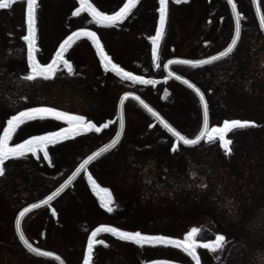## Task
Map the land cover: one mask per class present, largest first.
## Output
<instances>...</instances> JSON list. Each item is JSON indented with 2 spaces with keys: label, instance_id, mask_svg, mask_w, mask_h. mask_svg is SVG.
Instances as JSON below:
<instances>
[{
  "label": "rangeland",
  "instance_id": "1",
  "mask_svg": "<svg viewBox=\"0 0 264 264\" xmlns=\"http://www.w3.org/2000/svg\"><path fill=\"white\" fill-rule=\"evenodd\" d=\"M75 1L77 0H38L37 56L41 62H47L51 56L55 55L63 36L70 30V24L66 25L65 23L63 26L59 24L60 14L64 8L71 15V10L75 7ZM149 1L153 2L154 5L159 3L158 0ZM215 1L223 5L218 17L225 15L232 26L233 20L226 0H194L192 7L181 11V13L180 9L175 7L177 4L175 0H169V19L174 22L171 26L168 25L166 33H163L158 48L162 39L166 38L165 41H170V43L172 41L179 50L182 41L187 37L186 35L193 33L195 24L203 18L204 9L213 8L211 4ZM236 1L241 16L245 20L244 25L249 27L255 24L258 29L251 0ZM260 1L264 7V0ZM190 9H192V14ZM81 24L91 26L89 20H84ZM138 30L141 32V29L138 28ZM247 31L249 32V30ZM25 34L26 0H13L8 7L0 8V45L3 49L5 74L4 86L1 87L3 94L0 96V134L3 132V127L7 126V119L22 111L25 107L49 105L70 110L74 113L77 112V114H85L101 104L108 107L105 110L112 116L120 96L126 91L140 94L188 137H194L199 132L202 124L199 99L191 90L175 81H171L166 85L171 95L163 99L161 97L164 90L163 86L144 85L127 79L116 80L114 78L117 77L115 74L110 75L108 80L106 77L104 79L110 83L111 89L105 88L103 85L97 86V82H102L103 79L99 72H95L93 68L92 75L95 79L92 78V80H94V86L96 87L94 90L79 88L76 84L69 82L72 78L69 80L61 77L62 72H66L64 69L58 72V79L63 78L58 84L48 85V80H43L41 83L26 80L24 77L27 70V45L22 39ZM144 34H142L144 38L139 39L136 34L132 35L130 33L129 38L132 41L130 56L132 57H129V68L126 70L147 78H162L164 75L162 68L153 73L144 64L137 65L136 61L142 63L148 60L147 55L149 52L145 46L149 43L147 39L150 31H146ZM143 40H146L147 44H142ZM164 44L166 45V42ZM180 51L183 52V49H180ZM90 54L89 61H92L93 58L95 59V55L92 52ZM168 55H171L170 51H162L159 54L160 59L158 61L162 64ZM259 57L261 62L264 63V54H260ZM68 59L72 61L74 70L81 69L78 66L76 57L71 52ZM111 77L115 80V84L110 82ZM66 80L69 81L64 82ZM223 99L221 102L217 101L209 105L211 126L222 124L225 119L243 118L233 103L226 102ZM126 111V128L122 139L115 147L97 159L94 164H99L98 170L94 172V164L89 168L90 173L93 172L105 180H103V183H111L107 184L111 187H106L101 186L96 180L100 188L110 190L113 198V213L122 208H128L129 215L134 216V226H139V231L148 234L168 235L183 240L185 234L192 227H197L201 229L197 234V239L201 235L202 239L200 240H211L215 238L217 233H223L227 237L223 249L213 252L198 246L197 253L200 257V264H224L230 245L228 227L223 221L215 218L203 208L201 203V196L203 195L193 193L192 184L194 179L192 182V177H190L192 169H197L199 162H205L206 160H208V162H205L207 164L212 160L220 162L221 157L226 156L225 150L220 147L218 139L212 142L204 140L192 147L179 144L177 150L173 151L172 144L176 143L175 139L136 102L130 100L126 105ZM104 119L103 116L97 118L94 122L98 125L107 121L113 122L100 132L92 130L58 142L55 145H49L51 164L43 159L42 152L37 155L28 154L29 163L27 165H30L33 169L39 170L41 164L51 168L46 173L45 184L41 183L39 176L29 177L26 175V165L22 160L10 158L5 161V173L0 175V264H57L53 260L32 255L21 245L15 233V218L24 205L35 200L34 197L37 193L38 195H46L48 191L58 187L89 152L113 138L118 128V122L114 120L104 121ZM65 126L66 123L64 122L47 118L26 121L18 126L10 143H18L30 135L55 131L59 127ZM240 133V128H237L227 134V137L232 141V145H234L236 139L238 140L243 136ZM122 179H127L128 185H122ZM139 182L141 183L140 187ZM88 183L85 175L81 176L73 187L69 188L52 203L51 206L57 211L58 217H54L48 207L45 206L31 212L23 222L24 230L29 232L32 227H35L34 229L38 234L46 225L51 227L63 225L62 219L65 226L73 228L70 232L68 230L69 233L64 232V230L55 231L53 229L52 233H54L50 234L51 238L46 240V243L44 242L47 247L45 249L62 254L68 264L83 263V255L87 248V237L91 234L92 229L105 221L107 223L118 222L114 218L110 219L111 217L92 214L94 204L93 200L90 201L89 195L92 191ZM114 185H116L117 191L114 189ZM77 190L81 192L86 202L77 201L75 198V194H78L76 193ZM25 194H27V197L21 198ZM121 194L127 196L129 200L142 198L145 201L142 202L141 207L133 206L132 203L128 204L123 200ZM101 196L104 195L99 194V197ZM99 203L102 204L101 199ZM138 220H141L139 225ZM78 221H82L81 224L84 221L89 222L90 229L87 234L78 233V230L74 228L78 225ZM127 221L120 223L122 224L120 226H124ZM106 225L118 227L112 224ZM121 229L124 230V228ZM57 231H60V233L58 234ZM38 234L35 233L34 238H38ZM103 236H105L103 233H99L97 239H103L106 241V245L94 246L93 262L91 264L94 262L105 264L106 259H111V256L113 264H125V262L146 264V262L154 260H171L173 264H195L191 256L174 245H144V249L139 246L136 251L131 253L123 250L116 241H112L114 244H111ZM255 263L264 264V254L257 255Z\"/></svg>",
  "mask_w": 264,
  "mask_h": 264
},
{
  "label": "snow or ice",
  "instance_id": "2",
  "mask_svg": "<svg viewBox=\"0 0 264 264\" xmlns=\"http://www.w3.org/2000/svg\"><path fill=\"white\" fill-rule=\"evenodd\" d=\"M13 0H0V8L8 7ZM122 6L118 10L112 11L111 13L107 11H101L92 0H79V7L75 9L73 15H78L82 12L87 11L91 14V17L95 23L100 25H118L120 22L124 21L132 13L133 9L136 8L139 0H121ZM177 4H180L182 0H175ZM168 3L169 0H159V26L155 30V35L149 37L152 43V60L154 63L158 62V44L163 35L165 23L167 20L168 13ZM228 3L231 5L232 10L235 14V34L231 42L224 48L223 51L218 52L214 56H208L207 59H197V60H184L182 63L188 65H204L213 61H217L221 58L229 56L235 49V46L238 43L239 38L242 33L241 25V13L237 11V5L234 0H228ZM37 7L38 0H26V34L23 35L22 39L26 42L27 45V70L25 79L28 81H35L38 78L44 80L53 79L57 76L58 72L61 69L67 71L68 74L74 73V66L70 59L66 58L65 53L72 45V42L75 37L82 35L91 39L93 45H95L96 50L100 56L101 63L105 70H111L116 76L130 80L132 82H140L144 85H150L155 83L154 80L149 79L143 75H136L132 71H127L119 63L113 61L112 57L104 50V47L100 41L99 36L95 31H92L90 28L81 27L76 31L68 35L63 42L59 44V48L55 51V55L51 57L50 62H41L37 58ZM257 13L259 14V27L264 29V13L260 12V5L257 3ZM173 61L169 60L167 64L163 66L167 68ZM159 66V64H157ZM173 75H176L173 73ZM177 79L182 80L185 84H188L191 88L199 95L200 102L203 106L202 114V128L198 135L194 138H189L186 135H183L178 131L171 123H169L161 114L156 111L154 108L149 106L140 96H137L134 92L126 91L123 93V96L120 98L121 105V116H120V127H124V115H123V105L127 98L134 97L145 109L148 110L155 118H157L164 127L175 137L176 143L172 144V150L175 151L179 147L180 142L185 146H195L202 139L212 142L216 139L219 141L220 147L225 150L226 154H232V141L227 137V133L232 129L237 128H246L248 126L256 125V121L252 119H225L222 124L210 126L209 122V105L208 101L205 98L204 92L201 91L195 84L191 81L184 79L183 76H176ZM47 117H54L59 121L66 122L65 127H59L55 131H46L43 134L39 135H30L26 139H23L18 143H10L12 140L13 134L18 128L19 125L25 123L26 121L34 120L37 118L43 119ZM105 125L93 122L88 119L86 116L63 111L57 107L40 105L35 107H25L22 111H19L7 119V126L3 127V132L0 134V175L5 173V161L10 158H24L28 154L37 155L38 153H43V159L47 160L49 164L52 163L50 154H49V145H55L58 142L67 140L69 138H74L81 133H87L89 131L95 130L100 132ZM120 137V133L117 132L116 139L112 141L110 145H105L102 151L108 150L110 147H113ZM101 153L93 152L91 155H88L82 163L79 164V167L72 173V175L66 180L56 191L52 192L51 195L47 196L46 199L39 201L40 205H47L50 201L56 197L62 189L67 187L69 182L77 176L82 170H85L86 167L97 158ZM88 180L91 182L94 190L97 191V195L100 192H103L105 195L101 196L102 205L107 211H113V198L111 196L110 190L107 188H100V186L92 179V175L88 173ZM206 187V185H202ZM37 204H29L26 208L20 211L19 216L15 219L16 231L19 235V240L22 244L32 253L46 255L49 257L55 256L54 252L48 251L44 252L39 247H33L29 242V239L25 236L24 232L21 229V218L25 215L29 209H35ZM55 213V209H52ZM201 231L200 228L192 227L190 231L185 234L183 240L173 238L172 236L162 235V234H148L141 232L139 230L129 231L122 230L119 227H114L111 225L101 224L98 227L91 230V234L87 237V248L86 252L83 255V264H90V261L93 256L94 246L95 245H106V241L103 239H97L99 233H111L115 235L118 239H121L125 242H131L137 246L144 245H174L175 247L182 249L184 253H187L195 261V264H200V257L197 253V247L202 246L209 249L210 251L215 252L218 249H223L227 242V237L223 233H217L214 239L211 240H200L197 239V234ZM241 249H243L247 241L243 240L238 242ZM59 259V257H57ZM219 259V257H217ZM146 264H173L171 260H162V261H151L146 262Z\"/></svg>",
  "mask_w": 264,
  "mask_h": 264
},
{
  "label": "flooded vegetation",
  "instance_id": "3",
  "mask_svg": "<svg viewBox=\"0 0 264 264\" xmlns=\"http://www.w3.org/2000/svg\"><path fill=\"white\" fill-rule=\"evenodd\" d=\"M193 1L194 0H185V1H182L180 4H176L175 7L180 9V13H181V11H185V10L191 8L193 5ZM92 2L101 11H107L109 13H111L112 11L118 10L119 7L122 6L121 0H92ZM169 4H170V2H169ZM107 5H108V7H107ZM211 5L213 6V8H210V9L205 8L204 9L203 18L201 20H199V23L195 24L193 33L187 34L186 35L187 37L182 41V46L180 47V49L181 50L183 49V52L180 51V49L177 50L176 46L172 43V41L170 43V41L169 42L165 41L166 38L162 39L161 45L158 48V54H160L162 51L163 52L164 51H168V52L170 51L171 52V55H168L162 64L160 61H158L156 63L153 62L152 51H151L152 43L149 39V37L155 35V30L159 26V11H158L159 3L157 5H154L153 2H150L149 0H146V1L144 0L143 2L141 0H139V3L137 4L136 8L133 9L132 13H130L129 17L126 18L124 21L120 22L118 25H100V24L95 23V21L91 17V14L88 13L87 11L82 12L78 15H73V12L75 11V9L77 7H79V1L77 0V1H75V7H73L71 10L72 11L71 15H70V12L67 13L64 8L62 9L61 14H60L61 19H60L59 24L62 26L65 23H66V25H69V24L71 25V27H69L70 30L68 32H66V35L63 36L62 40L68 34H70L71 31H73L77 28L87 27V28H90L92 31H95L97 33V35L99 36L100 41L103 44L105 51L112 57L114 62L119 63L125 69L129 68L128 67V63H130L129 57H132V56H130V50H131L130 45H132V41H130V38H129L130 33L132 35L136 34V36L139 39H142V38H144L143 35H145L144 32L150 31V35L148 36V39H147V41H149V43L147 46H145L149 52V54L147 55L148 60L146 62L144 61L142 63H141V61H136L137 65L144 64L147 67V69L153 73L158 71L159 68H162L163 72H164L163 78H166L167 77L166 68L163 65L167 64L168 61L171 60L172 58H184V59H191V60L204 59V58H207L208 56H213V55L217 54L218 52L222 51L231 42L233 34H234V30H235V23H234L233 14H232L230 7L228 6L230 13H231V16H232V20H233L232 26L229 24V21L225 15H220L218 17V13H221V9L223 6L222 3L215 1ZM169 10H170V7H168V14H167V20L165 23L164 33H166L168 25L171 26L172 23L174 22L172 19H169ZM190 10H191V14H192V9H190ZM209 10H211V11H209ZM263 12H264V7H263ZM254 14H255V12H254ZM255 17H256V15H255ZM241 19H242V36H241V39L239 40L236 48L234 49V51L229 56H227L223 59L217 60V61L210 62L208 64H204V65H188V64H182V63L181 64H174L172 66H169L170 70H172L175 73H178V74L192 80L196 84H198L197 82L199 81L198 79H199V76L201 74H205V73L208 74V73H211L212 71H216L219 67H221L224 64V61L226 59L230 58L231 56H237V53L239 51V45L241 43V40H242L244 34L249 35L251 46L255 47L256 33H257L258 29L255 26V24L250 25L249 27H246L244 25L245 20L242 18V16H241ZM84 20L85 21L89 20L91 23V26H86V24H81L82 21H84ZM138 28L141 29V32H140V30H138ZM247 30H249V32ZM142 31H143V33H142ZM165 42H166V45L164 44ZM142 44H144V45L147 44L146 40H143ZM70 52L72 53V55L74 57H76V59L78 61V66H80L81 69H75L73 74H68L67 71L64 73L62 72L61 77L67 78L69 80H71L70 78H72L71 81L66 80L64 82L69 81L71 83L76 84L79 88L94 90L96 87L94 86V84H95L94 80H92V78L95 79L94 75H92L93 74L92 68H93L95 72H99L100 76L103 79L102 82H97L96 85L97 86L103 85L105 88L111 89L110 83L108 81H105L104 79L106 77L108 80L110 75H112L114 73L111 72L110 69L109 70L104 69V67L101 63V60H100V56L96 50V47H95V45L92 44V42L89 38H80V39L76 40L69 47L67 52L65 53V56H67V58H70ZM90 52H92L95 55V59L93 58L92 61H89V57L91 55ZM51 57H50V59H51ZM50 59L47 62H50ZM157 64H159V66H157ZM117 77H114V78H116V80H120V81L124 80V78H121V77L117 78ZM58 78L59 77L56 76L55 78L49 79L48 81L47 80L46 81L49 82L48 85H54V84H58L59 81L61 82V80H63V78L62 79H58ZM157 78H159V77H157ZM43 80L44 79H42V78H38L37 80H35L33 82L39 81V83H41V82H43ZM171 81H175V82L183 85L182 83H180L176 80L162 81V82H158L156 85L157 86L158 85L163 86V88L165 90L166 85L169 84ZM110 82L114 83L115 80L111 77ZM198 86L200 88H202L201 87L202 85L200 86L198 84ZM164 90H163V94L161 95V97L163 99H166L171 95V92L169 91V93L166 96H164ZM94 93H95V91H94ZM121 96H120V98H121ZM120 98H119V100H120ZM131 101H134V100H131ZM128 102L129 101H127L125 103V108H124L125 109V120L127 117L126 105ZM118 104H119V101L117 102L116 109L114 110V114L112 116L109 115V113H107V111L105 110V108H108V107H106L105 105H101V104L99 106L97 105L96 108L94 107L93 110H90L89 112H87L85 114L83 113L81 115L86 116L88 119L92 120L93 122L96 121L97 118H100L103 116L105 117L104 121L114 120V121L118 122V120H119V118H118ZM124 133H125V131H124ZM124 133H123V135H124ZM180 145L183 146L182 144H180ZM96 149L97 148H95V150ZM90 153L91 152H89L87 155H89ZM97 159L89 165V168L97 161ZM17 160H22L23 163H25V165H26L25 173L27 176H29V177L39 176L40 177L39 180L41 181V183L45 184L46 173L51 169L50 167H48L45 164H41V168L39 166V170L33 169L30 165H27V163H29V161H28L29 157L28 156L24 157V158H17ZM96 164L93 165L94 172H95V170L99 169V164L98 165H96ZM100 165H102V164H100ZM92 173L93 172H91V174ZM84 175H85V173L80 175V177L84 176ZM93 176L92 177L94 178V180L95 181L97 180L101 186L111 187L110 185H107V184H111V183H103L104 179L102 177H98L96 174H94ZM85 179L87 182H89L88 179L86 178V176H85ZM77 180H76V182H77ZM75 183H74V185H75ZM121 184L124 186L128 185L127 179H122ZM88 185H90L89 188L92 191L91 194L89 195L90 201L93 200V204H94L92 214L99 215V216H105V217H111L110 219L114 218L115 220L118 221V222H111V223H109V222L107 223L105 221V222H103V224L117 225L118 227L124 228V230H129V231H135L134 229L139 230V226H134L135 225V222L133 221L134 216L129 215L130 211L128 208H122V209L116 211L115 213H113V211H111V212L107 211V209H105L103 207V205L99 203L100 197H99V195H97L98 190H94L90 183H88ZM41 186H43V185H41ZM140 186H141V183L139 182V187ZM113 187L117 191L116 185H114ZM53 190L54 189L48 191V193L46 195L51 193ZM32 191H34V190L32 189ZM76 193H78L77 195L75 194V198L77 199V201H79L81 203L86 202L84 196L81 194L80 191L77 190ZM99 194L105 195L103 192H100ZM46 195H38V193H37L35 195L36 197H34V198H35V200H38L40 198L45 197ZM121 195H122L123 200L128 202V204L132 203L133 206L135 205V206L141 207L142 202L145 201L142 198H140V199L137 198L139 200H134V199L129 200V199H127L128 197L125 196L124 194H121ZM25 197H27V194H25L21 198H25ZM35 200H33V201H35ZM51 205L52 204L46 205V207H48L49 211L54 215V217H58L57 211H55V213H53V211H52L53 208ZM43 207H45V206H43ZM83 213H85V212H83ZM126 220H128V221L124 223V226H120V225H122L120 223H122L123 221H126ZM62 221H63V225H60V226H55V227L54 226L51 227L49 225L44 226V228L42 229V231L39 234H38V232L35 231V229H34L35 227L34 228L32 227V229L29 228L30 229L29 232L26 230H24V232H25L26 236L28 237V239L33 244H35L36 246H38L40 248L45 249V248H47L46 245H44L46 243L45 241L49 240L51 238L50 234L54 233V232L52 233L53 229H55V231L56 230H64V232H67V233H69L70 230L73 229L70 226H65L63 219H62ZM81 223H82V221H78V225L74 226V228L78 230V233L87 234V232L90 229L89 222L84 221L83 224H81ZM139 223H141V220L140 221L138 220V225H139ZM100 224H102V223H100ZM50 227H51V230H50ZM23 229H24V227H23ZM68 230H69V232H68ZM57 232H58V234L60 233V231H57ZM35 233H37L39 235V236L37 235L38 238H34L33 235ZM103 235H105V236H103V238L107 239L109 242H111V244L112 243L114 244V242H112V241H116L117 244L120 245L122 247V249L126 250L127 252L133 253L139 247V246H137L131 242H125L121 239H118L115 235H113L111 233H103ZM16 237H17V235H16ZM17 239H18V237H17ZM142 247H143V249L145 248L144 246H142ZM111 248H112V246H111ZM31 254L35 255L33 253H31ZM136 254H137V252H136ZM35 256H37V255H35ZM63 258L66 261V264H68V261L66 260V258L64 256H63ZM112 261H113V259L111 256V259H106L105 264H113ZM93 264H96V262H94ZM125 264H136V263L135 262H125Z\"/></svg>",
  "mask_w": 264,
  "mask_h": 264
},
{
  "label": "trees",
  "instance_id": "4",
  "mask_svg": "<svg viewBox=\"0 0 264 264\" xmlns=\"http://www.w3.org/2000/svg\"><path fill=\"white\" fill-rule=\"evenodd\" d=\"M260 54H264V37L258 29L255 47L244 34L237 56L226 59L216 71L201 74L197 82L209 105L224 98L233 103L241 119L256 121L240 128L243 136L234 141L232 154L220 162H199L190 174L193 193L203 195V208L228 227L230 245L224 264H256L257 255L264 254V63ZM3 57L0 45V96ZM243 240L247 244L241 249L238 242Z\"/></svg>",
  "mask_w": 264,
  "mask_h": 264
},
{
  "label": "water",
  "instance_id": "5",
  "mask_svg": "<svg viewBox=\"0 0 264 264\" xmlns=\"http://www.w3.org/2000/svg\"><path fill=\"white\" fill-rule=\"evenodd\" d=\"M227 2H228V0H227ZM234 2L236 3V1L234 0ZM251 2H252V6H253V9H254V11H255V15H256V19H257V22H258V25H259V14L257 13V3H259V5H260V12L261 13H263V9H262V5H261V1L260 0H251ZM229 4V3H228ZM236 5H237V3H236ZM229 6H230V8H231V10H232V7H231V5L229 4ZM237 11H239V8H238V5H237V9H236ZM232 14H233V18H234V23H235V14H234V12H233V10H232ZM241 25H242V21H241ZM260 28V27H259ZM260 30H261V32L264 34V29H261L260 28ZM234 34H235V30H234ZM234 34H233V36H234ZM241 35H242V33H241ZM80 37H85V36H82V35H78L77 37H75L74 38V40H76V39H78V38H80ZM162 38V37H161ZM241 38V37H240ZM240 38H239V40H240ZM90 39V38H89ZM73 40V41H74ZM91 40V39H90ZM161 40V39H160ZM239 40H238V42H239ZM160 42V41H159ZM238 44V43H237ZM237 46V45H236ZM236 46H235V48H236ZM224 50V49H223ZM222 50V51H223ZM216 55V54H215ZM214 56V55H213ZM225 58V57H224ZM204 59H207V58H204ZM221 59H223V58H221ZM172 61H173V63L172 64H170L169 66H172V65H174V64H181L182 63V61H184V60H191V59H184V58H172L171 59ZM201 60H203V59H201ZM220 60V59H219ZM182 64H185V63H182ZM169 66L166 68V75H167V77L166 78H160V79H154V78H149V79H152V80H154L155 81V83H153V84H157L158 82H162V81H167V80H169V79H174V80H176V81H178V82H181L182 84H184L186 87H188L190 90H192L195 94H196V96L198 97V99H199V95H198V93L195 91V89H193V88H191L188 84H185L182 80H179V79H177L176 78V76H182V75H180V74H178V73H175L174 71H172V70H170V68H169ZM173 73H175L176 75H173ZM136 75H138V74H136ZM184 77V76H183ZM184 79H186V80H189V81H191V83H193V84H195L198 88H200L196 83H194L192 80H190V79H188V78H186V77H184ZM138 82V81H137ZM201 89V88H200ZM201 91L203 92V90L201 89ZM132 92V91H131ZM135 93V92H134ZM169 93V90L167 89V88H165V90H164V96H166L167 94ZM137 96H140L139 94H137V93H135ZM205 94V93H204ZM122 96H123V94H122ZM121 96V97H122ZM141 97V96H140ZM205 98H206V95H205ZM141 99H143L149 106H151L152 108H154L156 111H158L154 106H152L148 101H146L143 97H141ZM129 100H134L136 103H138L150 116H152V118L160 125V126H162V128H164L170 135H172L165 127H164V125L157 119V118H155L150 112H148V110L147 109H145L144 107H143V105H141L140 104V102L139 101H137L134 97H129V98H127L126 100H125V102H124V105H123V115H124V127L123 128H121L120 127V116H121V105H120V100H119V104H118V118H119V120H118V129H117V132H119L120 133V137H119V139H118V142L120 141V139L122 138V136H123V133H124V130H125V126H126V120H125V103L127 102V101H129ZM206 100H207V98H206ZM199 102H200V99H199ZM209 105V104H208ZM200 106H201V111H202V114H203V106H202V104H201V102H200ZM62 110V109H61ZM63 111H66V110H63ZM159 112V111H158ZM160 113V112H159ZM161 114V113H160ZM161 116H163L162 114H161ZM164 117V116H163ZM165 118V117H164ZM47 119H54V120H57V119H55L54 117H47ZM166 119V118H165ZM167 120V119H166ZM57 121H59V120H57ZM168 121V120H167ZM61 122H64V121H61ZM113 121H107L106 123H104L103 125H105L102 129H104V128H106V127H108L111 123H112ZM169 122V121H168ZM203 122V121H202ZM209 122H210V126H211V118H210V110H209ZM64 123H66V122H64ZM170 123V122H169ZM173 125V124H172ZM174 126V125H173ZM175 127V126H174ZM176 128V127H175ZM201 128H202V124H201ZM201 128H200V130H201ZM101 129V130H102ZM178 131H180L178 128H176ZM200 130H199V132H200ZM233 130V129H232ZM232 130H230V131H232ZM229 131V132H230ZM90 132V131H89ZM117 132H116V134H117ZM181 132V131H180ZM199 132L197 133V135L199 134ZM228 132V133H229ZM183 135H185L183 132H181ZM227 133V134H228ZM116 134L114 135V137L112 138V139H110L108 142H106L105 144H103L102 146H100V147H98L96 150H94L93 152H100L101 154L97 157V158H99L102 154H104L105 152H107V151H109L110 149H112L113 147H110L108 150H105V151H102V149H104V146L105 145H110L111 143H112V141L114 140V139H116ZM173 136V135H172ZM174 137V136H173ZM195 137V136H194ZM194 137H189V138H194ZM175 138V137H174ZM204 139H202L200 142H202ZM176 141V140H175ZM199 142V143H200ZM180 143H182V142H180ZM198 143V144H199ZM93 152H91L89 155H91ZM88 156V155H87ZM87 156L85 157V158H87ZM84 158V159H85ZM97 158H95L93 161H95ZM83 159V160H84ZM82 160V161H83ZM82 161L80 162V163H82ZM92 161V162H93ZM92 162H90V164L92 163ZM89 164V165H90ZM89 165L86 167V169L85 170H82L79 174H77V176H75L70 182H69V184L67 185V187H65L64 189H62L61 191H60V193L56 196V197H54L53 198V200L52 201H54L57 197H59L62 193H64L68 188H70L73 184H74V182L76 181V179L84 172L85 173V175H86V177H87V179H88V173H89ZM77 167H79V165L77 166ZM76 167V168H77ZM76 168L70 173V175L60 184V185H62L66 180H68V178L72 175V173L76 170ZM92 179L94 180V178L92 177ZM89 181V180H88ZM95 181V180H94ZM96 182V181H95ZM89 183L91 184V182L89 181ZM97 183V182H96ZM98 184V183H97ZM60 185L58 186V187H56L52 192H54V191H56V189L57 188H59L60 187ZM92 185V184H91ZM51 192V193H52ZM51 193H49L48 195H46L45 197H43V198H40V199H38V200H35V201H33V202H30V203H28V204H26L24 207H22L20 210H19V212L17 213V215H16V217L17 216H19V213H20V211H22L24 208H26L29 204H37L38 206L35 208V209H29V211L28 212H26L25 213V215L21 218V229H22V231L24 232V230H23V220H24V218L30 213V212H32V211H34V210H36V209H38V208H40V207H42V206H45V205H40L39 204V201L40 200H42V199H46V197L47 196H49V195H51ZM52 201H50V203L52 202ZM49 203V204H50ZM48 205V204H47ZM16 219V218H15ZM14 226H15V223H14ZM15 232H16V235H17V237H18V239H19V235H18V233H17V231H16V226H15ZM24 234H25V232H24ZM25 236H26V234H25ZM27 237V236H26ZM28 238V237H27ZM20 241V240H19ZM29 242L33 245V247H38V246H36L35 244H33L30 240H29ZM20 243L22 244V242L20 241ZM22 246L24 247V248H26L23 244H22ZM40 248V247H39ZM27 249V248H26ZM44 252H48V251H51V250H48V249H43V248H41ZM28 250V249H27ZM29 251V250H28ZM51 252H54V251H51ZM56 255L55 256H52V257H49V256H46V255H41V254H36V253H34V254H36V255H38V256H41V257H44V258H48V259H51V260H54V261H56L58 264H66V261L64 260V258L60 255V254H58V253H56V252H54ZM57 257H59V259H57ZM91 262H92V259H91V261H90V264H91ZM83 264V263H82Z\"/></svg>",
  "mask_w": 264,
  "mask_h": 264
}]
</instances>
